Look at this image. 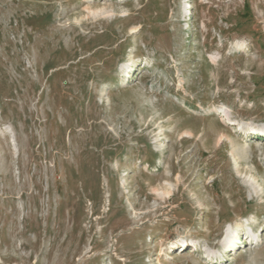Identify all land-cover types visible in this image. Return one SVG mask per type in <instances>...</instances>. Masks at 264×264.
Instances as JSON below:
<instances>
[{
    "label": "rangeland",
    "instance_id": "obj_1",
    "mask_svg": "<svg viewBox=\"0 0 264 264\" xmlns=\"http://www.w3.org/2000/svg\"><path fill=\"white\" fill-rule=\"evenodd\" d=\"M0 264H264V0H0Z\"/></svg>",
    "mask_w": 264,
    "mask_h": 264
},
{
    "label": "bare ground",
    "instance_id": "obj_2",
    "mask_svg": "<svg viewBox=\"0 0 264 264\" xmlns=\"http://www.w3.org/2000/svg\"><path fill=\"white\" fill-rule=\"evenodd\" d=\"M191 6H189L190 8ZM183 10H184V13H186V4H184V7H183ZM230 250H228L227 252H229Z\"/></svg>",
    "mask_w": 264,
    "mask_h": 264
}]
</instances>
